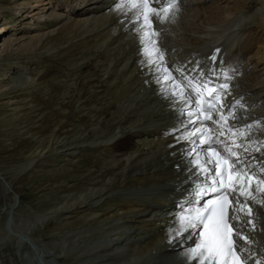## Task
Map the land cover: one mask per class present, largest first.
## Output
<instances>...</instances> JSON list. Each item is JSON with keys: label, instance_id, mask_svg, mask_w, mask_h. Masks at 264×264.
I'll use <instances>...</instances> for the list:
<instances>
[{"label": "bare ground", "instance_id": "6f19581e", "mask_svg": "<svg viewBox=\"0 0 264 264\" xmlns=\"http://www.w3.org/2000/svg\"><path fill=\"white\" fill-rule=\"evenodd\" d=\"M46 1V3H43L44 1L42 2V5H50L46 10V6L41 9H39V6L36 7L37 4L28 6L29 9L35 7L29 11L32 13V17L38 15L34 18V20L37 21L36 24H33L32 26L34 27L31 26L30 28L46 29V25L53 21L57 22L63 15V12L76 16H90L89 14H91V18H84V20H87L85 22H81V20L77 18H74V22H63L64 25H61L60 34L67 30L76 32L79 30L80 26H86L89 23L99 22L108 25L107 27L109 29L105 31L106 35L102 36V33H100V39L94 44V47L97 48L103 45L104 42L108 43L110 48H108L109 46L107 48L110 54L103 55L104 59H102L101 64H95V67L98 69L92 76L95 77L92 80L93 86L95 87L94 83L97 84V82L107 84L110 88L108 92L112 94L116 93L118 95L117 100H122L121 102L125 105L121 107L122 109L119 113H113L108 119L107 123H110V121L113 123L109 125L101 123L100 128L93 133L97 136L95 139L89 140L91 137L89 136L90 132L83 137L80 136L81 138H75V136L69 137V139L64 142L61 141L62 143L55 148L60 157L64 156V153L67 151L70 152L73 149L75 150V148L82 143L88 144L87 146L89 149L99 148L102 157L98 156L97 158L98 165L96 169L99 171L100 178L97 188H87L90 184L87 183L83 185L85 189L83 188L80 193L76 194H71L72 189L67 188L69 193L65 196L57 197V203L45 209H41L40 207L39 211L29 212V210L28 213L17 218L19 220L16 219V223L13 224L12 220H7L12 211L11 206H7V204L9 201L14 203V197L13 193H11L10 189L7 187L8 178L0 171V213L4 214L5 218L0 220V264H10L11 255H14L19 261L18 251H20L21 255L22 253L23 255L25 254L26 257L27 254L30 253L31 258L27 257V259L33 262V264H56L59 262H63L64 264H195L194 261L185 259V252L195 246L193 241L200 236L198 235L200 229L191 230L190 233L186 232L179 239H174L172 233L175 228L178 227L177 220L182 209L187 212L188 208L197 207L199 204H203L204 200L209 198L207 196L204 197L203 200L199 201V204L189 203L192 199L195 186L198 184V181H195V186H192L191 189H187L189 188L187 183L197 178L194 166L189 163L192 157H190V159L187 158L189 156L188 153L194 145L190 141L178 140V137L187 135L198 125L192 124L190 127L185 128L184 125L187 124H184V121L188 120V117L181 115L180 112V109L183 108L184 105L179 101H174L168 95H164L162 98L159 97L163 95L162 85L156 82L153 72L141 63L142 60L145 59L143 46L138 39L134 24L127 18V16L131 15L130 12L127 16L125 13L118 12L119 15L115 16V21L113 18L115 14L112 12L114 10L113 5L116 3L115 0ZM190 1L195 0H189L188 2ZM235 1H237L234 5L237 8L235 11H239L229 15L223 14L222 10L225 7H220L218 1L215 5L210 7L206 5L207 1L204 2L203 0H196L195 3L189 4L190 6L192 4L197 6V8H195V13H193L194 10L191 9H188L189 12L192 11L191 13L196 16L197 13L205 10V12L208 13L207 16L209 19L207 20L208 22L202 21H204V23L207 22V25H213L211 29L200 27V25L198 26L197 24L194 26H198L196 28L203 36L194 37L193 32H190L192 36V40L190 41L196 44L195 46L197 47L195 51L193 50L194 53L189 55L193 56L191 59L185 60L183 58V52H181V50L186 46L183 48L179 47L181 50L176 48L175 43L179 33H175L174 30L178 23H184L182 19L179 21L177 18L179 14L177 13L178 15H175L174 20L163 25H158L155 18H153V27L161 31L159 46L166 50L165 59L168 67H183L185 71L188 72L196 67L191 62L192 59L196 57L198 51L204 53V55H208L220 44L222 46L216 48V50L219 49L217 57L220 56L222 49L224 51L229 49L230 51L237 45V48H241L243 52V55L239 57L241 64L244 63L245 66L249 64L250 67L253 66L254 68L263 64L264 62L259 63V61L264 59V53L261 54L258 60L254 59V56L260 53L253 52L254 39L246 36L243 37L245 40L243 42L241 41L243 40L241 36H239V34L237 35V33L235 34L236 26L243 21L241 18L242 15L239 14L242 8H249L244 16L246 18H251L250 12L253 8H250L249 4L252 0ZM163 2L164 0H159V4H163ZM259 2L257 6L264 5V1L262 2V0H259ZM159 4L153 2L151 6L159 7ZM110 7L112 8L110 11L106 10ZM192 7L191 8L194 9V6ZM36 8L39 10H36ZM50 8L57 9L58 11L63 9V12L60 13L62 15L59 18L58 16H48L46 12ZM227 10L229 9H226V11ZM232 11H234L233 8ZM21 12L19 14L23 16ZM94 13L95 15H92ZM26 16L29 17L31 15ZM207 16L206 18H208ZM68 19H70V17ZM110 19L112 20L109 21ZM256 19H258V27L260 29L263 28L261 31L264 32V11H260ZM186 21L193 24L189 22L190 20ZM216 21L220 24L218 26L219 28L212 29ZM58 23L59 21L56 24ZM95 25L97 24L95 23ZM110 28L111 32L109 31ZM1 32L2 29L0 28V35ZM112 33L116 35L110 38ZM50 34L51 33H39L28 36L29 38L25 37L24 39H22V36L20 38L19 36L16 38L8 37L9 39H3V37L0 36V49H2L0 54L4 52L12 53L17 44H19L17 50L25 51L28 46H30L29 49H31V44L35 46L38 42L40 43L43 37H51ZM54 34H52L51 38L57 39L58 35ZM102 38H107L108 40H103ZM239 41L240 44L238 45L237 42ZM30 51L32 52L33 50ZM203 64L204 63H199L198 70L204 69L205 66ZM213 66L216 69L217 61ZM254 68L253 70H255ZM194 74L195 73H193V75ZM28 77L24 78V84L29 81ZM19 78L20 77H15L13 81L6 83L9 87H4L6 89H4L2 93H9V90L11 91L12 89V85L19 80ZM259 78L260 81L255 83L258 86L261 85L260 87L254 86L255 88L253 87V89L249 88V86L248 90H244L245 88L242 90L238 89L239 92H236L235 88L227 98V102L230 103L234 99H237L242 92L243 94L240 97H243V99L247 97V104H245L247 109L245 113L246 119L241 121V123H251L252 121L260 120L264 117L263 108L262 110L257 108L260 107V103H263L261 101H264V95L258 97L260 92L264 91V81L262 77ZM90 79L91 78L88 80ZM213 79L216 78L213 77ZM119 81L122 83L125 81L130 83L122 86V83ZM247 81L249 84L250 81L248 79ZM73 82L72 80L71 85L76 86L73 85ZM218 82L224 83V77L221 76ZM243 82L246 83L245 81ZM228 83L231 88L236 87L235 84L232 85L231 81H228ZM2 86L3 85H1V87ZM117 88L121 89L120 93H118L119 91L114 92ZM6 91L8 92L6 93ZM232 93L235 94L232 95ZM254 99L256 100L253 103L251 102L252 107L250 108L248 100L253 101ZM119 107L120 106H117V110ZM129 107L130 109L128 110ZM254 108L256 113L252 110ZM97 111L95 113H97ZM249 111L251 112L250 116L253 114L257 115L255 120L249 118ZM102 112L105 113V110H102ZM206 123L209 128L215 127L211 122ZM258 135L264 136V130L258 133ZM198 139V137H193V140ZM93 143L96 145H92ZM196 147L197 151H200L199 146ZM204 147H207V145ZM70 154L71 153H69V155ZM201 155H203V152H201ZM30 161L27 162V167H29L34 160ZM17 171L19 170H15V172ZM107 194L108 197L110 195L111 198H105L103 202H100L101 199L97 200L100 197H106ZM94 203L95 205H93ZM96 203L101 204L100 209H97ZM90 205L93 206L88 207ZM83 207L84 209L86 207L88 208L83 211ZM80 209H82V211ZM79 211L82 212V215H80ZM255 211L256 209H254V212ZM71 213H76L74 214L75 217L66 216L63 218L65 221L61 223L64 225V235L57 234L52 240H44L41 237L35 238L32 235V226H35L38 222L46 221L45 218L48 219L50 216L53 217L56 215L58 219H61L64 215ZM7 225H10L12 230L7 229ZM93 227L97 230L99 240L97 238L98 244L91 251L94 252V254H92L96 259L91 260L92 258L86 259L85 257L90 250H82L83 244H81L79 241L80 237H77L76 234L83 230V233L85 232L86 236L90 238V236L93 235ZM84 229L86 230L84 231ZM97 233L95 232V234ZM81 235L83 236V234ZM98 235L95 237H98ZM245 235H248L249 238L254 241L251 245L254 256L261 257L264 255V209L260 210L257 230L251 234L246 232ZM189 237L190 239L186 241L185 238ZM89 238L88 240L90 241L91 239ZM81 239L84 238L81 237ZM6 240L12 242L15 240L17 244L21 240V242H23L22 245L26 247L21 248L19 245H16L15 248L12 247L13 251L15 249V252L12 251L7 253L11 247H7L8 251L3 250V244H8L4 243ZM84 240L86 241V239ZM259 240L263 242L261 241L258 243ZM185 242H188V244L184 245ZM11 245L12 244L9 246ZM2 250L3 253L1 252ZM22 250L25 252H21ZM58 252L60 255H55V253ZM167 257H175V259L171 261V259L168 258V261V259L166 260ZM261 260L264 261V258ZM52 261L55 263H52ZM165 261L167 262L164 263Z\"/></svg>", "mask_w": 264, "mask_h": 264}, {"label": "rangeland", "instance_id": "374dc122", "mask_svg": "<svg viewBox=\"0 0 264 264\" xmlns=\"http://www.w3.org/2000/svg\"><path fill=\"white\" fill-rule=\"evenodd\" d=\"M43 1L0 0V28L2 29L0 36H2L3 39H9L11 37L16 38L18 36L19 38L22 36V39H24L25 37L39 33H51L50 36L52 37V34H54L56 31L57 34L55 33L54 35H58L57 39H52L51 37H48V39L45 36L40 41L41 44L39 42L35 46L31 44V49H29L30 46H28L25 51L17 50L19 45L17 44L15 45V49L12 53L4 52L0 54V87L3 85L0 88V171L8 178L7 187L10 189V192L13 193L14 197V203L9 201L7 204V206H11L12 208L7 220H12L13 224L16 223L17 218L25 215L29 210V212L39 211L40 207L41 209H45L54 205L58 201V199H56L57 197H62L69 193L67 188L72 189L71 194H76L80 193L84 188L83 185L87 183H90L87 188L98 187L97 184H99L100 178L99 171L96 169V166L98 165L97 158L98 156H101L99 148L89 149L87 146L88 144L82 143L80 146L78 145L75 150L73 149L70 152H65V157H60V155L57 154L55 148H57V146H59L65 140L69 139V137L71 138L75 136V138H81L80 136L83 137L85 134L90 132L91 135L89 134V136L91 137L89 140L95 139L97 136L93 133L100 128L101 123L105 125L113 123L111 121L110 123H107L108 119L111 117V115H113V113H119V111L122 109L121 107H124L125 105L123 102H121L122 100H117L118 95L116 93L112 94L111 92H108L110 91V88L107 84L97 82V84L94 83L95 87L93 86L92 80L95 77L92 76L98 69L95 67V64H101L102 59H104L103 55L110 54V51L108 50L110 46L108 43L104 42L103 45H100L97 48L94 47V44L100 39V33H102V36L106 35L105 31L109 29L107 27L108 25L99 22H95L97 25H95V23H89L87 24L88 26H80L79 30L76 32L67 30L69 32L66 31L60 34V28L64 25L63 22H74V18L81 20V22H85L87 20H84V18L87 19L86 17H88V19H90L91 14H89L90 16H76L63 12V9L58 11L57 9L50 8L46 12L48 16H58L59 18L63 14L61 18L58 19L59 23L56 24L58 21L50 22L48 25H46V29L36 28V31V29L30 27L33 24H36L37 21L34 20V18H36L38 15L32 17V13L29 11L35 7H31L29 9L28 6H34L37 4L36 7L39 6V9L46 6V10L50 5H42V2H47L46 0ZM188 1H185L187 3L184 6L179 5V11L177 12L179 16L177 18L179 21L182 19L184 23L182 21L181 22L183 24L178 23L174 30L175 33H179L177 35L178 39L175 43L176 48L180 49L186 46V49L184 48L185 50L180 49L181 52L185 53L183 54L184 56H187V53H189L187 52V48L192 46L194 47L196 45L190 41L192 40L190 32H193L194 37L203 36L202 33L200 34V32H198L196 27L200 25V27L211 29V26H213L212 24L207 25V20L209 17L207 16L208 13H206L205 10L197 13L196 16L191 13L192 11L189 12L188 9H191L194 10L193 13H195V8H197V6H195V4H192L191 6L189 5L191 3H195L196 0L190 2ZM203 1H207L206 5L209 7L215 5L218 1L220 7H225L222 10L224 15H229L239 11H235V9H237L236 6H234L237 3L235 0ZM263 1L264 0H262V2ZM258 2L259 0H252L249 4L250 8H253L250 12L251 18H246L244 16L249 8H242L239 14L242 15L241 18L243 21L236 26L235 31V34L237 33V35L239 34V36H241V39H243L241 41L243 42L245 41L243 37L246 36L254 39L253 52H260L258 55L254 56V59L256 60H258L261 54L264 53V32L261 31L263 28L260 29L258 27V19H256L259 16L260 11H264V5L257 6ZM192 6H194V9H192ZM111 7L107 8L106 10L110 11ZM232 8L234 11H232ZM39 9L36 8V10ZM226 9H229L230 11H226ZM20 12L23 13V16L19 14ZM112 12L115 14L113 15L115 20V16L119 13L116 12L115 9ZM26 15L31 16L28 17ZM92 15H95V13ZM206 16L208 18H206ZM69 17L70 19H68ZM111 20L112 19L109 21ZM186 20H190L189 22H192L193 24L188 23ZM202 20L207 22L204 23ZM196 24L198 26L194 27ZM219 25V22L216 21L212 29H218ZM111 28L109 30L110 32ZM112 35L113 33L111 34L110 38L115 37L116 34L113 36ZM103 40L108 39L105 38ZM236 48L237 45L232 48V54H230L234 58L240 57L242 55L240 50H235ZM30 50L33 51L31 52ZM1 51L2 49H0V53ZM226 57H228V55ZM260 62L263 63L264 59L260 60L259 63ZM253 68L254 67H250L249 64L247 66L244 65L245 72L241 77L238 78V80H236L235 83L238 85L239 89L245 88L247 90L249 88H253L254 86H261L256 85V83L260 81L259 77H262V80L264 81V63L256 66V68H254L255 70H253ZM15 77L20 78L12 85L11 91L9 90V93L6 91L7 94H4V92L2 93V91L6 89L4 87H9V85L6 83L13 81ZM26 77L29 78V81L24 84V78ZM89 78L91 79L88 80ZM247 79L250 81L249 84ZM72 80L74 81L73 85L76 86L71 85ZM243 81L247 82L244 83ZM123 83L122 86L125 84L128 85L130 82L127 83L125 81ZM114 92L120 93L121 89L117 88L116 91L114 90ZM263 95L264 91L260 92L258 97H262ZM255 100L256 99L253 101L248 100L250 108L252 107L251 105L253 102H255ZM262 102L263 103L259 105L260 107H257L260 110H262V108L264 110V101ZM117 106H120L118 110ZM129 109L130 107L128 110ZM102 110H105V113H103ZM252 110L256 113L255 109ZM96 111L97 113H95ZM252 116L256 115L253 114ZM92 145L96 144L93 143ZM69 153L71 154L69 155ZM30 160L34 161L29 167H27V162ZM15 170L19 171L15 172ZM105 198L111 197L110 195L108 197L107 194L106 197H100L97 200L101 199L100 202H103ZM93 205H95V203ZM96 205L97 209H100L101 204L96 203ZM82 209H84V207ZM82 209L80 210L82 211ZM85 209L83 211H85ZM81 211H79L80 215H82ZM74 214H66L61 219H58L56 215L53 217L50 216L51 218L49 217L48 219L45 218L46 221L38 222L35 226H32V235L35 238L41 237L44 240H52L55 238V236H57V234L64 235V225L61 224L65 221L63 218L66 216L75 217ZM2 219H5L4 214L0 213V220ZM6 228L12 230L10 225H7ZM92 229H94V227ZM85 230L86 229H84V231ZM95 230L96 228L92 230L94 236L92 235L90 238L86 236L85 232L83 233V230L76 234L77 237H80L79 241L81 244H83L82 250H90V252L85 256L86 259H96L93 256L94 252H91L92 249L97 246L99 240V235L97 230ZM95 232L97 234H95ZM81 234H83V236ZM97 235L98 237H95ZM81 237L86 239V241L81 239ZM92 237L93 239L95 238V241L92 239ZM88 238L91 239V242L88 240ZM15 242V240L13 242L9 240L4 241V243L8 244H3V250L8 251L7 247H11V251L9 250L7 252L10 253L13 251V248H15L16 245H19L21 248L26 247L25 245H22L23 242H21V240L18 244ZM10 244L13 246H9ZM3 250L1 251L2 253ZM13 252H15V249ZM21 252L25 251L22 250ZM17 253L19 254L18 259L20 258V260L18 261L14 255H11L12 258L10 259V264H33V262L28 261L27 259V257L31 258L30 253H28L29 255L27 254V257L25 254L23 255V253L21 255L20 251ZM55 255L59 256L60 253H55ZM168 258L171 259V261H174L175 259V257H167L166 260ZM166 262L167 261L164 263ZM52 263L55 262L52 261ZM62 263L59 262L56 264Z\"/></svg>", "mask_w": 264, "mask_h": 264}, {"label": "snow or ice", "instance_id": "6c2138e0", "mask_svg": "<svg viewBox=\"0 0 264 264\" xmlns=\"http://www.w3.org/2000/svg\"><path fill=\"white\" fill-rule=\"evenodd\" d=\"M153 2L159 4V0H116L114 9L126 16L131 13L127 18L143 46L141 63L153 72L164 94L184 105L180 112L188 123L198 125L178 140L194 145L188 153L189 163L200 182L189 203L199 204L209 197L187 212L181 210L172 236L179 239L200 229L199 242L185 252V259L195 264H248L249 260L264 264L254 259V241L245 235L257 230L264 209V136L258 135L264 130V120L241 123L246 119V105L243 98L227 102L232 77L226 72L218 73L212 67L205 74L198 70L199 61L188 72L183 67H168L166 50L159 46L161 31L153 27V18L158 25L174 20L179 0H164L159 7H152ZM218 53L219 49L209 57L213 64ZM220 75L224 83L218 82ZM206 122L215 127L209 128Z\"/></svg>", "mask_w": 264, "mask_h": 264}, {"label": "water", "instance_id": "95a60500", "mask_svg": "<svg viewBox=\"0 0 264 264\" xmlns=\"http://www.w3.org/2000/svg\"><path fill=\"white\" fill-rule=\"evenodd\" d=\"M42 263H44V262H42Z\"/></svg>", "mask_w": 264, "mask_h": 264}]
</instances>
